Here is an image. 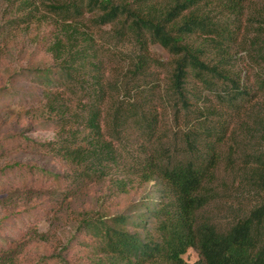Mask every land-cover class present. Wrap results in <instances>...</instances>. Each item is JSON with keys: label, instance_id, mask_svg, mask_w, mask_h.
Returning <instances> with one entry per match:
<instances>
[{"label": "trees", "instance_id": "1", "mask_svg": "<svg viewBox=\"0 0 264 264\" xmlns=\"http://www.w3.org/2000/svg\"><path fill=\"white\" fill-rule=\"evenodd\" d=\"M42 7L39 21L55 31L45 83L56 89L48 98L72 93L73 74L94 72L92 86L75 88L78 97L58 120V136L70 131L57 139L59 156L76 165L69 176L106 178L117 193L156 188V197L146 193L129 212L79 214L76 231L91 240L84 264H264V199L224 231L205 212L219 194L222 162L233 180L264 190V153L248 149L239 163L231 153L238 134L264 140V0H54ZM104 26L135 48L124 73L103 59L117 54L112 48L95 45ZM150 43L166 49L168 60L152 56ZM152 68L164 85L146 79ZM169 121L180 139L173 146L165 141ZM128 135L137 138L136 152L123 157L116 144ZM69 242L35 264H82L71 261ZM1 245L0 264H11L14 252ZM189 248L194 262L183 257Z\"/></svg>", "mask_w": 264, "mask_h": 264}, {"label": "rangeland", "instance_id": "2", "mask_svg": "<svg viewBox=\"0 0 264 264\" xmlns=\"http://www.w3.org/2000/svg\"><path fill=\"white\" fill-rule=\"evenodd\" d=\"M53 1L0 0V245L5 243L14 252V260L10 256L11 264H35L44 254L60 251L67 240H70L67 253L71 261L90 263L87 245L90 237L81 230L76 231L79 214L129 212L137 201L146 198V193L156 197L152 183L117 193L106 178L88 182L69 176L76 165L59 156L57 139L70 131L64 130L58 136L62 127L58 120L68 115L64 105H70L78 97L74 94L75 88L92 86L94 72L84 69L80 74H73L71 82L67 81L73 86L72 93L59 100L48 98L55 96L56 89L45 83L52 79L49 77L55 65L47 50L55 31L46 21L39 20L43 19L42 3ZM94 37L98 48L109 47L117 53L103 54L110 71L124 73L127 68L131 69L136 54L132 44L117 43L110 26L98 29ZM149 52L162 61L169 58L166 49L157 43H150ZM152 71L146 79L153 82L155 78L164 85L161 75L154 68ZM127 74L125 77L121 74L123 81L127 80ZM169 124L172 127L173 123L169 121ZM173 127L165 139L169 146L180 141L174 134L177 128ZM187 128L188 125L182 126ZM244 134L237 135L231 151L238 163L248 149L264 153V140L262 143ZM137 143V138L128 135L116 148L123 157H129L136 152ZM13 162L21 164L6 167ZM224 165L222 162V171H218L219 178H223L219 194L205 210L219 231L230 228L264 199V190L233 180V173L224 171ZM183 257L189 262L198 259L192 248Z\"/></svg>", "mask_w": 264, "mask_h": 264}]
</instances>
